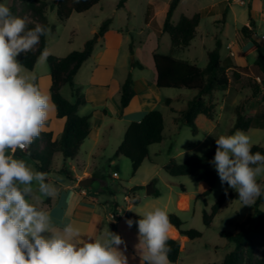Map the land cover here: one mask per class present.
I'll return each instance as SVG.
<instances>
[{"label": "crops", "instance_id": "1", "mask_svg": "<svg viewBox=\"0 0 264 264\" xmlns=\"http://www.w3.org/2000/svg\"><path fill=\"white\" fill-rule=\"evenodd\" d=\"M242 1L245 0H221L220 2L208 7L207 10L209 11L208 13L211 15L213 13L218 12L221 15V19L223 18L224 11L225 19L223 22H226L228 19L229 12L232 8L231 4L238 3L240 5H243L241 4ZM259 5L261 8L263 6V2L259 3ZM148 6H152L153 8V20L149 23H146V25L149 26L151 30L156 33V44L157 46H159L161 40L165 38V33L162 32V27L169 5L166 7L160 21H157V19H155L154 6L152 4H149ZM250 7L251 8L249 12L252 20L254 21V26H250L248 14V18L244 25L240 29L236 30L234 39H231L229 37V34L227 32L225 33V30L224 32H219V34L222 36L224 35L225 39L228 41L225 46L226 49L224 55L221 54V49L223 45L221 38L219 37V35L216 34L213 37L214 48L216 46L217 40H219L221 43L220 54L221 59L225 64L231 62L238 67L249 68V72H240L241 77L237 81L238 84L242 83L247 76L250 77L251 74H255V72L252 70V66L258 56L257 52V54H254L251 59L247 58L248 55L244 52L247 46L245 40L250 39L251 41L257 42L259 45L264 47V42H261L257 39V29H259L260 25L258 23V19L254 15L252 1H250ZM121 9H128L126 3L125 7ZM262 18L264 20V13H262ZM127 19H129V13L127 14ZM244 26H250V29H253V34L251 38H246L243 35L242 28ZM97 30L98 29H92L90 33H93ZM50 31L55 34V37L57 36L56 29H48V33L46 35V48L50 51L51 55L53 56L65 57L73 51L82 50L84 48L85 43L88 41V39L84 40L80 48H75L72 45H66L63 42L56 40L57 42L55 43V46L49 49L48 45L50 44ZM196 31L197 32L195 38L191 41L190 45L184 49L179 50L175 54L177 58L193 63V61L189 58H184V56H182V53L185 49L189 48L192 45L193 41L199 36L201 42L204 41L206 37L205 32L200 33L199 26L197 27ZM137 41V33H135L134 29H129L128 27H120L119 29H117L114 27V21L112 20L110 28L105 32L102 38L98 39L97 43L95 44L94 51L91 57L82 65L79 72L77 73L74 80V89L69 87L68 91L66 89V86L61 89L62 96L72 103H75V101L77 100L75 91H80V95L84 96L85 103L81 104L78 107V114L80 116L89 117L90 133L89 136L82 143L79 153L75 159L65 162L61 153L54 154L53 161L55 157L60 156V163H52L51 170L46 173L48 177L46 182L55 185L58 189V194L56 197L44 198L42 204L39 205L45 211H48L50 213L52 222L57 230H61L66 224L72 223L74 226L79 227L84 235L94 236L99 239H106V233L108 231L119 234L122 239L126 242L127 250L125 254L129 258V264H140V258L136 250V245L138 244V230L135 225H133L132 228H129L127 226V219L124 217L125 213L129 211L132 215H138L137 213H139L142 216L145 210L160 207L165 209L168 214L174 212L178 214L183 220H185L182 217V214L188 213L191 210V201L193 199L192 193H194V191L190 192L188 188L183 185L181 186L180 193H175L172 187L168 189L167 193H164L158 191L156 189L155 184H152V186L154 187L153 194L150 196L146 195L145 201L142 203L143 205H137L138 203H140L141 199L138 195V191H132L134 189L133 188L129 190V193L134 196L135 203H131L130 200L129 202H127V205L125 207L115 204L114 210L112 208V202L107 199L104 194H102L104 191V187H106L107 183L105 182V180L100 178V174L97 175V173L95 172L102 168V161H107L110 163L111 167H114L116 163V158L114 157L115 152L123 142L125 132L130 126V124L133 122H139L149 112L153 110H158L162 113L164 118V140V132L166 129V113L176 115L171 117H174V121L178 122L176 119L179 117L181 111H183L187 107L188 103L193 100L197 95L196 91L195 93H192V95H187L185 93L174 94L172 93L173 91H171L174 89L159 88L156 83L157 73L155 69L154 60V71L153 73H148L146 71L147 67L145 63H143L140 59L136 57L135 45ZM164 42L165 49H169V54L171 51L170 37L169 41L165 39ZM211 50H206L207 57L208 52ZM154 51V53H158L156 52L158 50ZM158 54L167 55V53ZM17 59L20 61V56L17 57ZM133 59L141 63L144 67L142 69L138 67L132 68L131 61ZM36 66L37 64L35 65V68L31 71L33 73L32 76L36 77L35 82L37 83L39 89L43 93L50 95V102L52 105L49 112V118L41 133L51 134V141L54 142L62 135L64 131L65 119L58 118L55 106L51 101V76L48 64L47 70L43 67V65H41V70H39L40 72L37 71ZM129 74H131L133 78L135 95L131 99L129 105L126 108H123L121 106L122 86ZM239 91L243 90L234 89L232 91L230 82V85L227 90L215 92L213 95V102L216 105L215 114L219 105V92L223 93L222 101L224 104V102L228 101L229 96H231L232 92ZM167 99H171V104H166ZM242 101H240V103ZM176 103L181 104L180 108H177L175 106ZM240 103L236 105L235 111L236 108L240 106ZM262 104L264 105V103ZM221 108L223 109L224 107L221 106ZM256 113L250 114L247 111L242 112V114L246 117H254ZM203 116L204 115H199L197 117L196 124L198 126L199 120ZM214 119L215 115L213 119L209 120ZM153 145L149 146L148 158L143 162L141 167L147 161L153 164V161L151 159V148H153ZM35 148L37 150H43L44 146L41 142H37L35 144ZM155 155H157V152H155ZM16 157L25 160L35 171H39L35 163L29 157L28 149L27 151H20L18 149ZM119 158L120 157H118L117 159ZM153 166H156V164H153ZM63 168H66L70 172L72 176L71 179L61 172ZM103 173L105 176L107 175L105 172ZM114 177H117V174H115ZM85 178L93 179V183L90 188L79 187V181ZM94 183H98L101 188L95 190L93 188ZM33 187V194L35 195V182H33ZM208 189L209 186L206 183H199L197 192L201 196L206 191H208ZM155 191L159 192L158 196L154 195ZM172 202L175 204L176 210H169V207ZM172 229L176 232V235H170V238L177 239L179 241V230L174 226ZM123 248L124 246L121 245V249Z\"/></svg>", "mask_w": 264, "mask_h": 264}, {"label": "clouds", "instance_id": "2", "mask_svg": "<svg viewBox=\"0 0 264 264\" xmlns=\"http://www.w3.org/2000/svg\"><path fill=\"white\" fill-rule=\"evenodd\" d=\"M47 33L39 23L28 28L26 18L0 3V264H129L119 234L108 231L106 239H99L72 223L57 230L50 213L39 206L44 198L57 196V187L46 182V173L16 157L18 149H29L40 137L52 107L50 95L39 89L35 76L24 74L17 57L36 49ZM50 55L43 49L37 63L45 64ZM215 143L210 163L221 186L238 193L242 206H252L264 196V183L258 182L264 176V155L252 152L251 138L243 130L221 135ZM137 214L140 219H127L126 224L137 227L140 264H171L168 212L155 207Z\"/></svg>", "mask_w": 264, "mask_h": 264}, {"label": "trees", "instance_id": "3", "mask_svg": "<svg viewBox=\"0 0 264 264\" xmlns=\"http://www.w3.org/2000/svg\"><path fill=\"white\" fill-rule=\"evenodd\" d=\"M101 0H57V3L48 6L44 1L25 0V10L32 17L28 22V28H33L37 23L48 29L47 13L55 9L59 21L68 20L74 13L82 14L88 12L93 7L99 5ZM127 0H120L117 9L125 7ZM180 0H172L169 4L165 20L163 22L162 32L167 34L171 40V51L167 55L154 53L153 60L157 73L156 83L161 89H187L197 92L196 97L191 100L187 107L181 111L176 119L180 124L192 129L194 135L198 133L196 119L199 115H204L208 119H213L216 105L213 102V95L218 91L228 89L231 78L238 81L241 77L240 72H249L248 67H238L233 63L225 64L221 59V43L216 41V46L208 52V63L205 67H199L196 64L181 60L175 54L186 47L195 38L197 27L202 19L201 13L192 16L182 15L178 22L173 21L174 13ZM13 15L19 17V11L14 0L11 6H8ZM153 8L148 6L145 22L149 23L153 19ZM250 26H254L249 12ZM112 19L105 20L97 31L98 38L89 39L82 50L73 51L65 57L50 55L47 64L51 76V101L55 106L58 118L65 119V127L62 135L51 141L52 135L41 133L40 137L30 146L29 157L35 163L40 172L48 173L52 168L53 156L55 153H61L65 162L77 157L80 147L90 133V119L87 116L78 114V107L85 103L80 91H75L77 100L72 103L65 99L61 94L64 86L74 89V80L82 65L91 57L95 44L99 38H102L105 32L110 28ZM250 26H244L242 33L246 38H251L253 29ZM258 56L252 66V70L261 77V86L263 90L255 83L252 85L253 95L261 93V103H264V47L254 42ZM46 48V36H41L40 43L36 49L26 54L20 55V62L27 70L32 71L37 64V58L43 49ZM132 68L142 69L144 66L136 60L131 61ZM231 72V75H230ZM36 83V82H35ZM37 84V83H36ZM135 95L134 82L132 75L129 74L122 86L121 106L126 108ZM171 99L166 100V104H171ZM263 105V104H262ZM261 105V106H262ZM236 121L229 130V135L237 130L247 131L251 128H264V109H259L254 117H246L241 112V105L236 108ZM164 118L160 111L153 110L149 112L141 121L130 124L125 132L123 142L115 152L114 157H125L132 165L134 174L139 170L143 162L148 158V148L153 144H159L163 141ZM41 142L43 150H37L35 144ZM216 145L212 152L205 155H193L188 157L183 163L171 161L167 172L172 177L188 176L192 177L198 183H206L209 186L202 196L210 194L215 186L216 175L211 170L212 159L214 158ZM252 152H260L264 155V146H252ZM68 178H72L70 172L63 168L61 170ZM100 178L105 180L103 172ZM226 185V184H225ZM139 187L134 188L135 192ZM155 196L159 195L155 191ZM236 193L222 194L218 201L210 208L203 211V223L207 228L213 224L215 216L221 211L226 201L236 199ZM264 196H262L263 198ZM205 207L207 205L205 204ZM136 220L140 216L133 215ZM171 224L176 227L181 235L190 240L201 238L203 234L196 229L182 230L183 221L173 213L169 214ZM237 232L221 231L220 235L234 244L222 264H264V251L261 257L256 256V250L260 244L264 245V218L259 210L247 219L246 222L238 224ZM168 245L171 248L169 260L171 264H176L181 254V244L177 239L170 238Z\"/></svg>", "mask_w": 264, "mask_h": 264}, {"label": "rangeland", "instance_id": "4", "mask_svg": "<svg viewBox=\"0 0 264 264\" xmlns=\"http://www.w3.org/2000/svg\"><path fill=\"white\" fill-rule=\"evenodd\" d=\"M4 1V2H3ZM0 3L5 4L7 7L11 6L14 0H3ZM44 1L51 6L55 4V0H38ZM120 0H101L99 5L93 7L88 12L77 14L74 13L68 20L59 21L55 9L50 10L47 13V19L49 27L48 29H56L55 34L50 33L49 49L55 46L57 41H61L66 45H72L75 48H80L84 40L92 39L97 36V31L90 33L92 29H99L102 23L107 19L114 21V27L119 29L120 27L134 29L137 33V43L135 45V54L146 65V71L153 73V53L154 50H158V53H167L169 49H165V39L169 41L168 35H164V39L161 40L159 46H157L156 33L146 25V13L148 5L154 6L155 19L160 21L166 7L172 0H127V10H118L117 4ZM221 0H180L179 5L174 14L173 21L176 22L181 15L192 16L196 13H201L202 19L199 25L200 33L205 32V39L203 42L200 40V36L195 39L192 45L185 49L182 53L184 58H189L193 63L199 67H205L207 64L206 50L214 48L213 37L219 35L223 42L221 54H225V46L228 42L224 35H220L219 32H227L231 39L235 38V32L240 29L248 18L250 11V1H252L254 15L258 19L259 29H257V39L264 42V20L262 13H264V0H245L243 5L233 3L229 12L228 19H225V13L223 11V18L216 12L212 15L209 14L207 8L220 2ZM263 2V6L260 8L259 3ZM16 5L19 11V17L26 18L27 21H31L32 17L30 13L25 10V0H16ZM129 13V19L127 14ZM163 19V18H162ZM219 20V21H217ZM139 34V35H138ZM57 40V41H56ZM52 41V42H51ZM247 46L245 53L247 58H252L254 54H257L254 41L250 39L245 40ZM206 48V49H205ZM78 51V50H76ZM41 65L47 70V64L37 63V71ZM24 74L32 76L33 73L30 70L24 68ZM256 84L260 87V91L263 90L261 86V77L258 74H254L250 77H246L242 83L238 84L233 78H231V90L234 89L243 90L239 92H232L228 101L223 104V93H218L219 105L216 110L215 119L209 120L206 117H202L199 120L198 133L193 134L192 129L188 126L182 125L174 121L173 114L166 113L164 132V140L159 144H154L151 148V159L153 164L148 161L134 174L131 162L125 158H116L114 167L110 166L107 161H102V168L99 170L105 172L107 183L104 187V194L107 199L112 202V208L114 205L125 207L127 202L124 197L128 195L131 199V203H135V198L129 190L139 187L138 195L141 199V205L145 201L147 195L148 186L155 184L158 191L167 193L170 187L176 193L181 192V186H186L190 192L194 191L193 199L191 201V210L188 213H183V220L178 214H176L182 221V230L196 229L200 231L203 236L201 238L190 240L184 235L180 234L181 254L176 264H222L225 256L234 248V244L220 235L221 231H229L231 233L237 232V225L247 221L249 216L253 215L256 210H259L264 218V197L257 199L256 203L252 206H242V203L238 200L239 197L233 200L226 201L221 211L215 216L213 224L210 228H207L203 223L202 214L206 209L210 212V208L218 201L222 194L236 193L234 190L228 188L227 185L221 186L220 179L214 167L211 164V170L216 175L215 186L210 194L207 196H200L197 192L199 183L193 178L188 176L172 177L168 174L167 169L170 166L172 160L177 163H183L188 157L193 155H205L214 149L216 145L215 140L221 135H229V130L233 127L236 114L235 107L240 103L241 112H249L254 114L259 109H264L260 99L262 94L256 93L255 97H252L253 88L252 85ZM69 91V86H66ZM172 93H185L192 95L195 91L187 89H174ZM178 96V94H177ZM247 96V97H246ZM183 98V97H181ZM177 108H180L181 104L176 103ZM221 106L224 108L222 109ZM257 107V109H256ZM257 110V111H256ZM256 115V114H255ZM251 138L252 146H264V128H252L245 131ZM157 152V155H155ZM54 163H60V156L54 158ZM117 174V177H114ZM151 178V179H150ZM258 182L264 183V176L258 177ZM93 188L98 190L101 186L98 183H94ZM154 188V187H153ZM196 192V193H195ZM238 196V193H236ZM148 196V195H147ZM205 204L208 206L205 207ZM143 205V204H142ZM169 210H176L175 204L172 202ZM170 214V213H169ZM169 235H176V232L171 229ZM264 251V245L260 244L256 250V256L261 257Z\"/></svg>", "mask_w": 264, "mask_h": 264}, {"label": "water", "instance_id": "5", "mask_svg": "<svg viewBox=\"0 0 264 264\" xmlns=\"http://www.w3.org/2000/svg\"><path fill=\"white\" fill-rule=\"evenodd\" d=\"M55 3H57V0H55ZM96 38H98V35L96 36ZM92 183H93V179L91 178H85L83 180H80L78 185L79 187H82V188H90L92 186ZM154 192V189H153V186L152 184L148 186V189H147V195H152ZM124 217L126 219H132V220H136L135 217L128 211L125 213Z\"/></svg>", "mask_w": 264, "mask_h": 264}, {"label": "built area", "instance_id": "6", "mask_svg": "<svg viewBox=\"0 0 264 264\" xmlns=\"http://www.w3.org/2000/svg\"><path fill=\"white\" fill-rule=\"evenodd\" d=\"M245 2L244 1H242L241 2V4H244ZM21 151V150H20ZM25 151H27V150H25ZM130 197L128 196V195H126L125 197H124V200L126 201V202H129L130 201Z\"/></svg>", "mask_w": 264, "mask_h": 264}]
</instances>
